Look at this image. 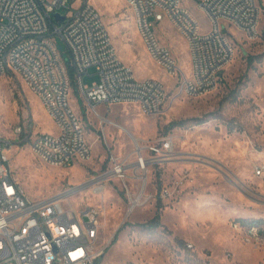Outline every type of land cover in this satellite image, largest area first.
<instances>
[{
  "label": "rangeland",
  "instance_id": "rangeland-1",
  "mask_svg": "<svg viewBox=\"0 0 264 264\" xmlns=\"http://www.w3.org/2000/svg\"><path fill=\"white\" fill-rule=\"evenodd\" d=\"M89 1L136 78L165 84L163 112L149 116L136 104L106 103L97 107V114L73 88L71 104L83 122L91 158L58 168L37 160L28 147L15 146L7 154L23 191L31 199L62 197L64 206L77 212L87 206L99 209L97 248L104 249L100 264H264V245L248 242L245 227L236 223L262 220L264 226V179L256 174L258 167L264 169V17L255 39L233 29L236 53L221 84L196 98L175 88L176 79L149 56L127 0ZM185 4L208 28L196 5ZM156 31L183 71L190 73L185 39L168 21ZM58 42L63 46L60 38ZM83 80L90 85L96 77L86 75ZM29 120L39 132H58L22 79L0 75V137L11 139L14 128ZM177 121L186 124L165 131ZM165 139L172 140L173 160L138 168L137 145H161ZM113 159L126 166L125 179L106 178ZM97 181L103 183L95 193ZM139 196L142 204L128 215L131 199ZM159 197L162 226L144 227L154 217Z\"/></svg>",
  "mask_w": 264,
  "mask_h": 264
},
{
  "label": "built area",
  "instance_id": "built-area-1",
  "mask_svg": "<svg viewBox=\"0 0 264 264\" xmlns=\"http://www.w3.org/2000/svg\"><path fill=\"white\" fill-rule=\"evenodd\" d=\"M185 1L193 2L205 15L208 28ZM127 2L149 56L176 79L175 88L196 98L221 84L236 53L233 29L255 39L264 17V0ZM56 13L64 20L59 22ZM164 21L185 39L191 56L190 73L183 71L172 49L158 37L156 28ZM58 38L63 42L61 47ZM67 61L74 69L81 97L95 112L106 103L136 104L149 116L163 112L168 96L165 84L154 78H136L119 56L102 15L89 0H0V75L22 79L58 129L55 134L39 132L29 120L14 128L11 139L0 137V264H97L104 252L97 248L99 209H67L59 196L31 199L15 178L7 154L15 146L28 147L37 160L58 168L91 158L83 122L70 100L73 84ZM86 75L96 80L85 84ZM137 150V166L147 168L170 162L175 155L171 139L161 145L138 144ZM147 153L152 156L147 157ZM113 161L106 178L125 179L126 166ZM256 174L264 179L262 167ZM102 183L97 181L94 189H101ZM143 184L147 185L146 178ZM141 204V196L131 199L127 214ZM245 229L248 242L264 245V226Z\"/></svg>",
  "mask_w": 264,
  "mask_h": 264
},
{
  "label": "trees",
  "instance_id": "trees-1",
  "mask_svg": "<svg viewBox=\"0 0 264 264\" xmlns=\"http://www.w3.org/2000/svg\"><path fill=\"white\" fill-rule=\"evenodd\" d=\"M263 37H264V31H263ZM67 63H68V67H69V73H70V76H71V79H72L73 88L78 90V87L75 84V72H74V69L70 65L69 61H67ZM185 124H186L185 121L172 122L165 128V131L166 132H170L171 130H173L176 127H184ZM162 208H163L162 199L159 197L158 203H157V211H156L154 217L152 219H150L149 222L145 223L143 226L151 228V229H156V228L161 227L162 226V222H161V220H162ZM262 222H263L262 220L239 219L236 223H239L243 227H248V226H251V225H259V226H261L263 224ZM118 234H119V232L113 238L112 245L116 243V241L118 239ZM186 248H188V247H186ZM100 262H101V259H98L97 260V264H100Z\"/></svg>",
  "mask_w": 264,
  "mask_h": 264
},
{
  "label": "water",
  "instance_id": "water-1",
  "mask_svg": "<svg viewBox=\"0 0 264 264\" xmlns=\"http://www.w3.org/2000/svg\"><path fill=\"white\" fill-rule=\"evenodd\" d=\"M55 18H56L59 22H61V21L64 20V16H62L60 13H56V14H55Z\"/></svg>",
  "mask_w": 264,
  "mask_h": 264
},
{
  "label": "bare ground",
  "instance_id": "bare-ground-1",
  "mask_svg": "<svg viewBox=\"0 0 264 264\" xmlns=\"http://www.w3.org/2000/svg\"><path fill=\"white\" fill-rule=\"evenodd\" d=\"M139 167H140V169H143V168H147V166L146 165H144V167L142 166H140V165H138ZM138 167V168H139ZM145 170V169H144ZM143 178L145 179V177L143 176ZM95 190V192L97 193L99 190H100V188H98L97 190L96 189H94Z\"/></svg>",
  "mask_w": 264,
  "mask_h": 264
}]
</instances>
